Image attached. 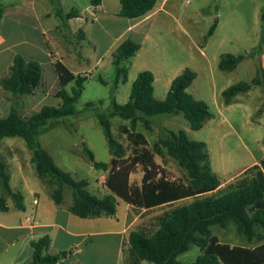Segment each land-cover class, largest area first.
Segmentation results:
<instances>
[{
	"label": "trees",
	"instance_id": "1",
	"mask_svg": "<svg viewBox=\"0 0 264 264\" xmlns=\"http://www.w3.org/2000/svg\"><path fill=\"white\" fill-rule=\"evenodd\" d=\"M52 1L57 15L63 20L79 15L76 11L65 14L59 2ZM100 2L92 0V5L98 6ZM156 3L157 0H121L119 15L126 19H139L152 11ZM3 12L0 8V18ZM216 27L217 21L210 27L205 40L213 35ZM141 47V44L127 39L114 51L111 62L114 71L110 88L111 107L108 113L96 114L112 154L111 161H96L92 150L83 144V152L92 166L108 173L105 185L109 193L103 197L89 190L88 180L76 179L60 168L40 142L42 134L64 124L68 117L77 116L76 104L82 96L87 79L74 75L63 62H55L60 85L56 96L60 104L44 105L39 112L23 116L18 111L19 98L34 94L42 82L43 69L38 61L15 55L8 75L0 79V89L13 97L9 113L0 117V212L8 211V198L13 200L17 210H25L24 197L11 188V174L1 156V144L5 138H20L31 152V162L35 165L38 178L51 189L54 203L61 205L65 191L70 190L72 204L69 210L77 217L113 218L117 214V199L144 210L192 199L190 203L177 206L161 216L158 228L152 233L142 229L130 232L128 244L133 257L131 264H141V261L151 264H264V159L245 170L223 194L206 196L221 186L219 177L213 171L206 143L189 139L183 131L164 129L162 137L150 149L145 136L137 132L139 123L149 128L152 118L156 116L182 114L192 130H200L206 121L213 118V114L206 102L197 100L189 93L196 78L189 69H185L171 82L164 100L154 97L153 72L141 71L132 84L128 101L119 104L115 97L116 90L120 83L128 82V65ZM243 60L242 55L223 54L219 69L233 70ZM99 80L103 85H109L101 77ZM71 84L73 87L68 90ZM253 86H261L264 90V70L261 66L250 82H239L222 92L225 104H231L237 95L249 92ZM87 106L91 108L96 103H88ZM113 117L130 121L129 127H120L132 146L130 155H127L123 143L112 133L110 118ZM156 155H167L176 160L186 170L189 182L185 184L169 179L166 170L157 163ZM138 166L142 167L144 173L140 186L130 183V176ZM229 224H234L237 232L249 242L257 240L262 243L254 248L221 243L211 229L214 226L226 228ZM193 246L201 250L196 260L191 263L180 261L179 256ZM31 247V264H60L72 254V249L52 253L49 235L32 241Z\"/></svg>",
	"mask_w": 264,
	"mask_h": 264
},
{
	"label": "rangeland",
	"instance_id": "2",
	"mask_svg": "<svg viewBox=\"0 0 264 264\" xmlns=\"http://www.w3.org/2000/svg\"><path fill=\"white\" fill-rule=\"evenodd\" d=\"M32 0H0V8L5 11V18L0 19L5 35L11 39L27 38L37 41L39 32L24 27V21H20L21 27L17 28L12 22V18L33 21L30 2ZM40 6L49 8L46 0H39ZM60 8L65 12L84 8L87 0H56ZM179 17L160 18L159 25H156L154 36L148 42L141 53L139 63L128 67L130 69L129 81L125 84L120 83L116 90V100L119 104L128 101L131 87L136 76L141 70H150L155 76L154 97L157 100H164L170 88L171 82L179 76L185 69H189L196 76L189 88V93L197 100L206 102L212 114L213 120L205 122L200 130H192L187 120L182 114L176 116H156L152 118L151 126L147 128L139 123L137 132L143 134L152 149L153 145L162 137L163 130L167 129L174 132L183 131L189 139L201 141L207 144L210 160L214 173L219 177L221 186L215 192L206 196H217L223 194L227 187L235 182L245 170L253 165L259 164L264 159V90L261 86H253L247 93L237 95L226 105L222 92L239 82H250L260 70L259 50L249 51L251 44L260 42L264 39V33L257 29L264 23L259 19L256 21L250 11L244 13V18L240 20H225L223 25L215 33L205 40L210 27L218 19L213 14L200 11L202 3L198 0H179L176 3ZM39 6V7H40ZM41 8V7H40ZM202 8V7H201ZM165 17V16H162ZM49 24H55L52 20ZM163 23V26L161 25ZM106 21L100 19L95 21L89 35L87 43H83L85 53L96 58L107 50L116 36L120 33L121 26H106ZM260 25V26H258ZM260 31V30H259ZM49 38L55 39L60 47L66 49V54L75 56L77 52L70 51L74 47V38L64 27H54L49 31ZM13 36V37H12ZM78 39V40H77ZM77 42L82 43V38H76ZM93 46V47H92ZM54 48V45L51 44ZM54 53V51H52ZM248 52V53H247ZM242 55L244 60L233 70L222 71L219 63L223 54ZM39 61L38 59H34ZM43 60V58H42ZM83 76L87 80L84 82V91L76 104L77 116L68 117L65 123L50 129L40 136L41 144L54 157L60 168L69 172L76 179H86L90 182L89 190L103 197L108 193L105 185L106 176L95 170L90 159L83 152V144L92 150L98 162L109 163L112 154L109 151L105 133L99 124L96 114L100 112L108 113L111 107L110 88L113 84L114 71L112 66L106 71L97 70L85 64L82 69ZM102 78L109 85H103L99 78ZM73 84L68 86L71 90ZM25 97V96H24ZM60 99L40 101L38 108L32 111L19 112L24 116H31L38 112L44 105L58 106ZM100 101L102 104H100ZM88 103H96V106L89 108ZM41 104V105H40ZM5 112L0 111V116ZM112 133L115 138L122 142L127 155H130L132 146L127 136L121 132L122 125L130 126V121H124L119 117L110 118ZM7 138L1 146V156L8 165L9 172L15 170L14 162H22L25 167L27 162L31 163V152L22 150L18 141L25 144L20 138ZM157 162L166 170L167 176L171 180L187 184L189 182L187 172L180 167L176 160L163 155H156ZM29 174V172H27ZM143 170L138 166L130 176L132 185H141ZM30 175V174H29ZM37 180L34 176V180ZM0 195L2 190L0 188ZM32 197V196H30ZM41 203L46 202V193L43 191L37 196ZM192 199L180 201L173 205L154 208L151 210L138 209L130 206L122 199L117 200V214L113 218L103 217L100 220L83 219L71 214L74 221L68 230L75 233L87 235L77 240L81 249V254L76 256L79 261L73 264H131L133 257L130 253L128 237L131 231L142 229L147 233H152L158 228L159 218L171 209L188 204ZM7 202L12 210L6 215L0 212V220L12 221L16 224L19 221L30 217L32 223L36 217L31 211L13 210L15 204L10 198ZM28 203V201H27ZM72 204V194L70 190L65 191L64 206ZM9 217V218H8ZM46 230V229H45ZM57 230V229H55ZM124 230V239L121 245L122 236L119 232ZM212 234L223 244L230 246H242L254 248L262 242L249 240L237 232L234 224H229L226 228L219 226L212 227ZM52 231V233H50ZM54 230H46L44 235L54 234ZM90 235V237H88ZM38 240V239H37ZM69 242L63 241L62 245ZM76 244V242L74 243ZM77 248V249H78ZM122 248V255L119 257ZM76 249L72 250V254ZM201 254L200 248L193 246L191 250L179 256L183 263H191ZM19 255L21 264H31L33 250L31 245L17 243L14 247H9L2 259L4 264L10 258ZM11 263V262H10ZM141 264H151L141 261ZM65 264H70L68 261Z\"/></svg>",
	"mask_w": 264,
	"mask_h": 264
},
{
	"label": "crops",
	"instance_id": "3",
	"mask_svg": "<svg viewBox=\"0 0 264 264\" xmlns=\"http://www.w3.org/2000/svg\"><path fill=\"white\" fill-rule=\"evenodd\" d=\"M46 1L48 2L49 8H45L43 5L40 6L39 0H32L30 2V10L35 11V14H32V17L34 19L33 21L20 20V18L17 17L12 18V22L16 25L17 28H20L21 25H23L20 23V21H24V27L39 32V38L37 41H31L27 38H22L21 40L11 39L10 36L4 34L3 26L1 24L2 22L0 23V79L8 75L9 68L13 62V58L15 57V55L18 54L22 55L27 60L38 59V62L41 64L43 69V78L40 86L35 90L33 95L25 97L23 96L19 98L18 111H32L36 107L38 108L39 102L41 100L49 101L53 99H58L56 95L60 89V85L58 75L54 68L55 62H63L68 67V69L76 76H83L84 72L82 71V69L85 67V64L87 62H89L90 65L96 68L98 71H106L111 66L112 54L114 53V51L125 40L131 39L141 44L142 46L141 50L136 54V56L130 60V64L131 66H133L140 62L141 53L145 49L148 42L152 39V35L154 36L155 27L156 25H159L158 21L160 20V18H178L180 13L177 11L176 8L178 6L176 3L179 0H157L154 9L142 18L126 19L120 17L119 15L121 11V0H101L98 6H93L92 0H87L84 8H80L78 6V10H72L79 13L77 17L71 18L69 20H63L57 15L56 6L54 2L52 0ZM198 1L202 3V8L200 7V11H197V13L204 12L207 14H213L214 17L219 20L215 31H217L220 26L223 25V21L232 19H243V14L248 11L253 14L252 17L256 19V21L260 19L264 23V0ZM186 2L190 3V0H186ZM63 12L65 14L69 13L65 11ZM5 16L6 14L4 11L3 16L0 19L5 18ZM100 19L106 21L107 27L109 25L119 24L121 26V30L118 36H116V38L112 42V44L109 45V47L105 52H103V54L99 55L96 58V62L94 63L95 58H93V55L91 56L90 54L88 55L85 53L83 43H87L90 32L92 30V26L94 25L95 21ZM49 20H53L55 24L47 23V21ZM161 25L163 26V23H161ZM60 26H64L73 36L74 39L72 41L74 42V47H71L70 51L77 52L75 56L69 53L66 54L65 48L60 47V45L56 42L55 39L53 40L49 38V31L54 27ZM259 32L264 33V25H261V28L259 27L257 29L256 35ZM78 37H81L83 39L82 43L77 42L78 39L76 40V38ZM51 44L54 45V48L51 47ZM255 48L260 49L258 62L261 68L264 70V39H262L260 42L251 44L249 51L251 52ZM52 51H54V53ZM141 71H139L138 74ZM12 98L13 97L10 93L4 92L0 89V111L2 113L5 112V114L0 117H4L9 113L12 105ZM56 103L57 102L55 101L54 104ZM59 104L60 102L57 103V105ZM213 118L211 120H213ZM12 139L15 140L14 138ZM18 142L22 150L24 149L28 151L26 143L23 144L20 141ZM14 163L15 170L10 171V186L14 191L20 192L23 195L25 210H27V208L31 209V211L36 217V220L34 223H27L25 220L21 219L19 223L16 224L12 221V218L10 219L8 217L9 221L5 220L7 218L8 213L12 210L11 206L7 202V206L9 209L8 211L1 212L6 215H2V217L5 219L0 220V264H4L2 262V259L4 254L8 253L9 247H14L18 242L22 244L27 243L31 245L32 241H36L37 239L41 238V234L43 232L46 233V230L48 229L55 231V233L51 236L49 234L51 238L50 250L52 253L76 249L73 254H71L67 259L60 263L65 264L69 261L70 264H73V260L76 259V256L81 254V249H79L77 246L82 241L77 243V240L82 237H86L87 235L83 233H75L68 230V227L74 221V217H72V213L69 210L71 205L65 207L64 202L61 205H56L54 203L51 198V189L41 179L38 178L35 171V165L32 162H27V167H25L20 161ZM98 171H100V174H104L103 176H106L108 174L107 172L101 170ZM27 172H29L30 175ZM34 176H36L39 182L33 181ZM43 191L46 193L47 196L46 202L44 204L41 203L39 197L37 198V196H39V194ZM35 199L38 201L37 205H33V201ZM101 218H95L94 220H100ZM50 233H52V231ZM119 235L122 236V245V241L124 239V230L120 231ZM88 237H90V235H88ZM63 241L65 243L69 242V244L62 245ZM75 242L76 244H74ZM121 255L122 248L119 257ZM9 258L10 261L7 264H21V262H19L21 257L19 255H17L13 259L12 257L8 256L6 259L8 260ZM76 261L79 260L76 259Z\"/></svg>",
	"mask_w": 264,
	"mask_h": 264
},
{
	"label": "built area",
	"instance_id": "4",
	"mask_svg": "<svg viewBox=\"0 0 264 264\" xmlns=\"http://www.w3.org/2000/svg\"><path fill=\"white\" fill-rule=\"evenodd\" d=\"M37 204H38V201L35 199V200L33 201V205H37ZM26 222H27V223H32L31 218H30V217H27V218H26Z\"/></svg>",
	"mask_w": 264,
	"mask_h": 264
}]
</instances>
